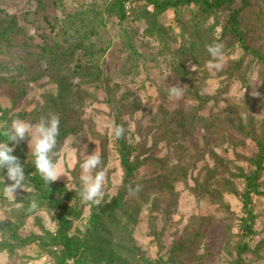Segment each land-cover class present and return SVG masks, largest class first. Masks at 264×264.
Segmentation results:
<instances>
[{
	"label": "trees",
	"instance_id": "1",
	"mask_svg": "<svg viewBox=\"0 0 264 264\" xmlns=\"http://www.w3.org/2000/svg\"><path fill=\"white\" fill-rule=\"evenodd\" d=\"M39 7L45 0H35ZM237 0H149L153 10H132V15H128L127 4L131 0H112L104 5V12H97L93 7L87 10H78L75 14H70L60 21L59 36L61 41L48 42L39 45L38 50L32 56L37 64L43 66L44 76L56 87L55 93H50L45 98L43 108L38 112V122L43 118L47 119L50 114L59 118V133L56 137L57 145L53 157L59 160L61 149L65 141L70 137L79 136L84 129V121L81 115L80 105L84 93L81 85L98 82L100 79V63L109 51V46L94 43L91 39L102 30L104 17L116 18L122 25L126 21H143L147 24L146 34L162 36L163 29L159 25L160 18L167 11H178L187 6H197L199 8V18L192 21L191 26L183 27L181 32V44L176 53L187 55L193 51L201 55L203 65L207 64L209 54L206 45L214 41L213 30L205 29L204 25L208 20L217 17L219 11L230 9ZM240 8H231L228 19L224 22L221 39H228L234 47L237 45L244 53L242 58L249 57L251 62H258L264 65V53L258 47L248 44L247 33L240 27V19L246 9L252 5L251 0H240ZM264 8L254 12V22L258 34L264 35ZM138 12L139 14H136ZM181 22H179L180 24ZM215 25H218L215 24ZM16 23L10 17L0 18V54L7 46H12V39L16 31ZM127 32V31H126ZM127 38V52L130 58L140 56L134 45H131L133 37L129 32L125 33ZM100 39V37H99ZM264 40H257L262 43ZM162 42L169 45V41L162 37ZM230 45V44H229ZM84 56L86 63L78 62L74 67V60L79 61L78 55ZM198 57L192 60L198 63ZM133 60V59H132ZM244 60V59H243ZM242 60V64H243ZM236 61L235 68H240L241 62ZM7 70L6 65L0 63V74ZM240 74V73H238ZM261 80H264V71H260ZM229 75V76H228ZM228 75L222 74V84L230 83L227 78L235 76L233 72ZM37 78V77H36ZM79 79V85L74 86L73 80ZM35 79H27V83ZM245 83L249 80V73L243 74ZM8 86L15 85L24 89L23 82H17L11 78L3 80L0 76V85L5 83ZM21 83V84H20ZM81 84V85H80ZM26 94V90H25ZM82 98H80V97ZM78 98H80L78 100ZM244 108V107H243ZM202 109V108H200ZM193 109L186 116H173L159 109L154 114L152 124L154 131L149 127L148 132L153 137L149 147L143 134V125L139 123L134 132L124 129L121 138L113 139L117 142L116 153L120 161L123 178L117 193L114 196L105 195L101 201V206L90 205V214L85 230H80L76 222L81 221L87 204H82L80 200L79 183H75V188L69 190L66 184L61 182H51L47 185L41 176L32 166V157L22 145L17 144L13 155L17 156L24 164L26 184L30 189L23 197L17 200L16 206L9 210V218L0 220V254L5 253L10 257L17 255L18 251L33 244H37L40 255L50 256L55 264H66L71 258L73 264H206L207 254H198L199 249L207 238V233L213 227V217L192 216L184 226L182 223L175 224V232L171 235L179 234L170 248L166 250L165 238L168 236L167 227L173 222V217L177 213L179 193L177 186L187 185L193 195L217 206L223 212L225 218V229L230 239L236 241L234 246H228V255L231 264H251L247 261V256L251 255L258 261H264V238L256 241L262 236V232L257 227L259 215L255 211V198L264 197V123L255 122L253 118L244 119L232 108V114L227 115L223 111H217L213 107L209 116L200 117L199 110ZM244 109H247L245 107ZM217 111V112H216ZM9 109L0 105V133L10 125ZM122 126L119 120L115 121V126ZM203 129L205 141L207 143L206 154L194 148V152H188L184 143L190 135H195L197 129ZM232 131L238 133L242 138L238 141L232 137ZM149 136V137H150ZM5 139L0 135V140ZM96 141L101 147L100 168L106 173L108 166V144L111 140L107 134H95ZM136 140V144L134 141ZM251 140L256 148L250 156L241 152H236L237 147L244 148L245 142ZM166 142L171 148L173 159L170 156L160 159L153 154H158L159 144ZM221 147L228 145L233 147L236 159L246 164V167L237 165L233 160L226 159L221 153L215 152L210 145ZM11 146V144H10ZM27 160V163L25 161ZM170 160V162H169ZM173 161L174 163H171ZM145 166L156 170V174H151L148 178L138 179V172ZM6 171V170H5ZM0 172V175H3ZM6 178V177H5ZM5 183H11L6 180ZM139 191H135L136 186ZM129 188L133 193H129ZM237 198L241 205V215L236 216L231 211L229 203L225 198ZM0 199H5L3 193V181L0 180ZM35 202L37 207L30 208L31 202ZM5 204V203H3ZM54 210L57 229L54 233L45 232L41 236L23 237L20 230L26 225L30 217L38 212ZM150 211L149 237L157 241L160 256L157 261L151 262L146 253L136 244L134 231L137 228L140 215L144 211ZM156 214V215H155ZM158 217L162 218L163 224L159 225ZM239 221L238 233H233L231 222ZM181 229V231H180ZM205 247V245H204Z\"/></svg>",
	"mask_w": 264,
	"mask_h": 264
},
{
	"label": "rangeland",
	"instance_id": "2",
	"mask_svg": "<svg viewBox=\"0 0 264 264\" xmlns=\"http://www.w3.org/2000/svg\"><path fill=\"white\" fill-rule=\"evenodd\" d=\"M110 1L112 0H45L39 7L35 0H0V18L8 16L16 23L12 46H7L0 54V63L7 68L0 76L3 80L11 78L25 84L24 89L15 85L8 86L6 81L0 85V105L10 110L11 120L19 118L31 124L38 123V110L43 108L45 98L57 90L45 78L43 66L37 64L32 58L39 45H45V41L50 43L61 41L60 21H63L66 16L75 14L80 9L85 11L90 7H94L97 12H104V5ZM131 1L127 4L130 16L132 10H144L143 8H148L150 12L153 10L148 3L149 0ZM251 4L250 8L244 7L246 10L240 19V27L247 33L248 44L251 43L264 53V41L257 42V40H264V35L258 34L261 31L256 30L257 24L254 22V12L264 8V0H251ZM241 6L243 5L240 0L235 1L230 9L219 11L217 17L208 20L204 25V28L209 30L215 26L212 32L214 41L223 45L224 63L220 71L209 69L203 65V62L200 65L202 54L198 57L193 51L184 56L176 53L180 46L182 49L186 48L181 44L182 28L191 26L194 19L202 16L199 15L197 6H187L175 12L170 10L158 18L159 25L163 29L162 36L146 34L147 24L143 19L126 21L120 25L116 18L104 17L105 21L99 33L100 39L94 36L91 41L100 46H109V51L101 60L99 81L87 85L80 84L84 97L78 107H81L80 113L85 125L79 136L70 137L65 141L58 160L59 167L65 176L61 175L56 182L64 183L69 190H73L75 183H79L80 161L85 155H90L94 151L101 155L100 143L94 139L95 134H107L111 140L108 144V166L103 191L105 195L110 196L117 193L123 172L116 153L117 142L113 139V135H110V129L115 126L116 120L122 123L125 130L129 129L132 132L140 122L145 130L143 134L149 147L153 137L148 130L150 126H153L154 114L161 108L170 114L171 118L174 115L186 116L193 109L200 108L202 109L199 110V116L207 117L211 114L213 107H217V111L230 115L232 108H238L237 111L240 112L244 122L251 117L255 122L264 123V80H261L259 74L261 70L264 71V65L258 64L257 61L251 62L249 57L243 58L242 64V60L240 61L244 54L242 50L237 45L232 47L228 39L224 41L221 39L222 24L228 19L231 8ZM136 14L139 13L136 12ZM217 23L218 25H215ZM126 31L133 36L130 44L134 45L140 58L129 57ZM162 37L170 42L169 45L162 42ZM78 57L79 61L74 60L73 67L80 61L82 64L86 63L82 54ZM194 57H198V63L192 61ZM206 57L210 59V56L206 55ZM236 61H240L241 66L234 69ZM246 71L249 73V80L245 83L243 74ZM228 72H233L235 76H232V79L227 78L230 83L223 85L221 76L228 75ZM29 78L35 80L27 83L26 80ZM72 82L74 86L79 85V79ZM170 86L182 87L179 97H170L167 94ZM150 128L153 133H156L153 127ZM204 137L203 129L199 128L195 135L189 136L184 146L188 152L193 153L195 148L197 151L204 152L208 158V147ZM232 137L238 141L242 138L234 131H232ZM19 145H22L29 153L27 137ZM210 146L215 152L221 153V156L244 167L246 164L238 161L235 153L241 152L250 156L256 150L251 140L245 142L244 148L237 147L235 153H232L234 148L228 145L215 147L213 143ZM153 154L160 159L166 155L171 157L170 160L174 157L166 142L159 144L158 154ZM171 163L174 162L171 161ZM153 173L156 174L155 169L145 166L138 172L137 178H148ZM262 181L264 183V175ZM176 192L179 193L178 209L173 217L174 221H171L167 227L166 250L162 254L180 235V233L171 235L176 230L174 226L176 223L186 225L192 216H211L213 227L207 233L205 247L202 245L198 254H207L206 264H231L228 246H234L238 239L234 241L229 238L225 229V214L219 211L217 206L193 195L187 185L177 186ZM25 193L26 191L17 189L16 199H10L8 196H5L3 200L0 199V220L10 217L9 210L20 206L17 200ZM225 202L230 204L231 211L236 216L241 215L242 205L237 198L227 197ZM254 202L255 211L259 215L257 227L262 232V236L256 240L259 241L264 238V197L255 198ZM89 214L90 205L87 204L82 220L76 222L78 229L85 230ZM55 215L54 210L51 209L36 213L28 219L26 225L20 230V235L29 237L41 236L46 234L45 232L54 233L57 229ZM150 217V211L144 209L140 215L139 224L135 228L134 239L148 259L154 262L159 259L160 250L157 247V241L148 235ZM158 219L161 226L163 219L160 217ZM230 222L233 233L236 235L239 232V221ZM247 261H251V264H264V261H258L251 255L247 256ZM0 264H55V261L50 256L40 255L38 245L33 244L19 250L14 257L1 253Z\"/></svg>",
	"mask_w": 264,
	"mask_h": 264
},
{
	"label": "clouds",
	"instance_id": "3",
	"mask_svg": "<svg viewBox=\"0 0 264 264\" xmlns=\"http://www.w3.org/2000/svg\"><path fill=\"white\" fill-rule=\"evenodd\" d=\"M223 45L218 42H213L206 45V51L210 56L206 66L209 69L220 71L223 67ZM182 92V87L170 86L167 94L170 97H179ZM124 128L116 125L110 129V135L119 139L124 134ZM59 133V118L54 114H50L47 119H41L38 123L31 124L19 118L13 119L2 133L5 139L0 140V180L3 181V193L10 199H16L15 193L17 189L28 192L30 189L26 184V175L24 164L20 159L13 155L14 148L21 141L28 138L29 153L32 157V166L35 171L41 176L43 181L49 185L55 182L61 175L58 161L53 157L57 155L54 149L57 145L56 137ZM11 144V146H10ZM28 153V154H29ZM27 163V160L25 161ZM101 156L94 151L85 157L79 163V196L82 204L92 203L101 206L102 198L105 193L103 191L105 182V171L100 168ZM6 170V171H5ZM65 176V175H64ZM5 177L11 183H5ZM135 191H139V186H136ZM129 193H133V189L129 188ZM37 207L33 201L30 204L31 209ZM66 264H73L71 258L67 259Z\"/></svg>",
	"mask_w": 264,
	"mask_h": 264
}]
</instances>
